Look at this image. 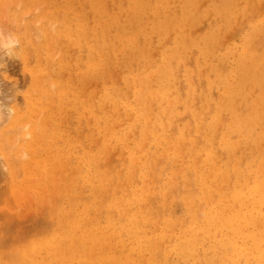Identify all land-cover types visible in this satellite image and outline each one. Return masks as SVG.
<instances>
[{"label": "rangeland", "instance_id": "obj_1", "mask_svg": "<svg viewBox=\"0 0 264 264\" xmlns=\"http://www.w3.org/2000/svg\"><path fill=\"white\" fill-rule=\"evenodd\" d=\"M24 15L25 17H22ZM1 25L4 26H2L4 31L10 32L19 40L15 45L16 48L14 46V52L18 56L5 55L0 61V70L5 68L3 69L4 76L0 79V104L3 103L2 101L8 102L9 100V97L8 100L5 96L2 98L3 95L13 93L15 99L9 101L12 100L10 103L16 110V114L14 113L9 119L10 121L8 120L9 123L7 122L0 128V151L6 156L8 165H10L8 171L6 170V176L0 175V204H4L0 205L3 207L0 210V253L2 252V255L4 253V256L9 257L7 254L9 251L13 256V253L15 255L18 250H23L24 243L27 245L29 242L28 245H31L38 238H43L46 234L48 236L52 231V225L54 226V222H56L54 216L57 217L55 214H58V211L55 212L58 207L54 208V206H57L55 200L58 202L59 198L66 204L58 203L62 206L65 205L63 208L66 210H70L69 207L73 204L71 201H74L76 197L79 202L86 203L85 199L79 197L88 199L90 196L87 203L94 204L96 219L100 222L102 219L103 225L107 218L113 217L112 221L117 223V227H120L126 224L121 219L123 218L121 214L124 216L126 211L135 207L134 194H142L143 192L140 191L147 187L149 195L146 204L151 207L154 205L152 219L149 223L143 224V229L149 235L158 236L163 227L160 223L162 224L166 219H172L176 233L185 232L193 218L196 220L199 218L198 224L206 221L210 210L215 209L217 199L215 197L212 203L211 201L206 202L207 199L202 196L196 172L203 166L205 154L202 150L205 146V133L209 132L208 128L217 119H221L219 121L220 129H223L231 119L228 112L223 111L222 97L229 95L236 114L243 117L260 115L264 130V59L261 60L258 71L254 70L253 72V77H257L256 80H249V78H241V80L237 70L238 59L244 53V49L250 47L256 56H261L259 54L264 52V0H0ZM32 29L33 35L30 32ZM256 30L257 32L254 34ZM36 31L39 32L41 38L38 37V32L36 35ZM127 35L133 39L132 42H126L125 36ZM206 47L210 50L203 54V49ZM175 52L177 54L179 52L177 65H173L175 73L173 83L176 84L170 83L171 92L173 93L176 88L175 92L158 98L160 91L157 88V81L151 80L152 83L149 85L150 94H154V97L158 95L157 98L161 99L160 104L152 100V109L153 112H156L154 117L159 110L168 109L166 107H169L172 95L183 101L190 99V94H192L190 101H193L191 104H194V108L191 106L195 114H190L184 104L179 106L180 108L178 107L175 114L178 116L174 115L171 119V124L174 125L172 130H174L173 128L176 130L170 131L168 133L170 139L166 140L161 136L163 134L161 132L151 135L148 129L144 131L145 126L155 130L158 127L155 122L151 124V128L148 126L149 124H144L142 116H139L138 110L135 108V95L139 90L138 78H143L144 73L149 76L157 74L164 59L170 58V55ZM187 62H190L191 66ZM179 66L180 68H178ZM188 71H191V74ZM208 97H210V101L207 100ZM158 106L159 108H157ZM194 116L201 118V124L203 123V125L199 124L200 134L195 131L192 133L199 151L191 156L186 150H182L174 164L178 168L174 170L180 172L176 175L174 171L173 175L171 174L174 168L171 160L173 151L170 147L176 141L177 132L182 128L189 126L190 129L191 125L192 131L197 130L192 122ZM203 116H207V118ZM19 127L22 129L20 130ZM256 131L259 132L260 127H257ZM143 132L144 134H142ZM15 134L19 137L17 135L14 137ZM23 135L27 137L22 138ZM115 135L117 138L114 137ZM196 136L200 138L197 139ZM17 137H21L19 140L23 141H19L14 146V142L18 141ZM140 139L142 140L140 141ZM233 140H237V137H234ZM167 141L169 142L167 143ZM218 142L219 137L213 143L212 150L217 151L220 164H222L226 161V154ZM143 143L145 144L143 145ZM151 145L152 148H150ZM142 146L143 149H141ZM3 149L7 152L4 153ZM22 153L25 154V157H22ZM132 153L135 154L134 157H137V163L133 167L130 165ZM252 153L254 154L252 159L254 163L255 161H264V140L259 151L252 152V149L246 146L239 151L238 156L240 162H243L241 163L243 169L251 162ZM19 157L22 162L18 160ZM47 157L51 161L47 160ZM244 157L246 160L242 161L241 159ZM257 157L260 160H257L259 159ZM34 158L35 161H33ZM14 160L18 163L16 164ZM23 164L28 165L27 169H30L22 168ZM195 164L197 169H193ZM166 167L167 169H165ZM76 169L78 171H75ZM262 169L264 170V168ZM16 170L21 172H16ZM51 170L53 172H50ZM255 170L254 165L250 171H245L247 178L252 173L254 175ZM74 174L78 176L72 177ZM99 175L106 176L103 186L98 184ZM133 175L137 182L132 177ZM231 177L229 178L230 182L227 181L229 185L216 183L213 195L218 192L223 193L225 200L230 201L235 185V179L233 176ZM157 179L159 181H156ZM253 180L254 178L250 179V181ZM11 184L13 187L19 186L18 191L13 192ZM63 185L66 187L63 188ZM67 185L70 186L67 187ZM37 187L39 192H37ZM229 187L231 191L227 192L226 189ZM6 188L8 191L5 190ZM66 188H70L71 193ZM83 189L86 191L83 192ZM19 190L22 191V197H24H21L20 200L23 201L20 204H18L19 199L16 198L17 195L20 196ZM195 191L197 192L195 193ZM7 192L10 193V196ZM43 192H46V195ZM73 192L75 197H73L74 200H71V196H74ZM103 192L104 196L107 195L105 198H103ZM175 195L178 204L175 202ZM6 196L7 198H5ZM12 196H16L17 201ZM162 196L166 198L163 197V199ZM107 197L108 200H106ZM153 200L155 201L152 202ZM159 200L160 202H158ZM130 202L134 203L131 208L127 207ZM41 204H43L42 207ZM47 205L52 209H48ZM178 205L181 207L179 208ZM158 206L160 210L156 209ZM165 206L167 207L166 212ZM110 208L113 212L110 211ZM53 209H55L54 216H52ZM98 209L100 212L104 210L100 216L96 214ZM119 211L120 214H118ZM111 212L115 216H112ZM157 212H160L161 216ZM158 215L160 223L157 221ZM151 229H156V232ZM25 239L29 241L27 242ZM19 244H22L23 247ZM164 244L161 243L160 247H164Z\"/></svg>", "mask_w": 264, "mask_h": 264}, {"label": "bare ground", "instance_id": "obj_2", "mask_svg": "<svg viewBox=\"0 0 264 264\" xmlns=\"http://www.w3.org/2000/svg\"><path fill=\"white\" fill-rule=\"evenodd\" d=\"M3 11H4V9H3ZM25 15H27V14H25ZM25 15L22 16V17H25ZM1 17H3V16H1ZM2 23H4V22H2ZM2 26L3 25L0 26V51H1L0 52V61L3 60L2 57H4L5 55L6 56L9 55V56H12V57L18 56V54L14 52V46L17 45V43L19 42L18 38L14 37L13 34H11L10 32H9L10 33L9 34L6 31H4L5 29L3 30ZM8 29H10V28H8ZM30 32H31L32 35L34 34V33H32L33 29ZM37 32L38 31H36V35H37ZM256 32H257V30L254 32V34ZM38 34H39V32H38ZM38 37H40V34H39ZM125 38H126L125 39L126 42H128V43L133 41V39H131L128 35L125 36ZM178 44H179V42H178ZM180 44H182V43H180ZM130 45L132 46V43ZM259 45H260V43H259ZM15 48H16V46H15ZM17 49H19V48H17ZM124 49H125V47H124ZM209 50H210V48L208 49V47L204 48L203 49V52H204L203 54H206ZM178 54H179V52H178ZM178 54H177V52H175L174 54L170 55L171 56L170 58L164 59L163 65L158 70L157 74L149 76V74L145 75V73H144V77L143 78H138V82H139V87L138 88H139V90L137 91V95H135V97H136V106H135V108L138 110L139 116L140 117L142 116L141 118L144 120V124L145 125L149 124L148 126L151 128V124L153 122H155V123H157V127L159 129V130L158 129L157 130L149 129V128H147L145 126V130L144 131H146L148 129L150 131L151 135L155 134V133L157 134L158 132H161V133H163V134H161V136H163V138H166V140L170 139L168 137V133H170V131H175L176 130L175 128H173L174 130H172V127L174 125L171 124V119L176 114V111H177L179 106H183V104H184V107L187 110H189L190 114L194 113V109H193L194 108V106H193L194 104H191V103H193L192 100L190 101V99L192 98V94H190L191 95L190 99H186V100H183V101L179 100V98H176V97H174V95H172V100L169 103V107H166L168 109L159 110V112H157L156 116L154 117V113H156V112H153V109H152L153 108V102H152V100L155 103H158L161 100V99H158V98H160V97L162 98L163 96H165L167 94L171 95V94H173L175 92L176 88L175 89L173 88L174 89L173 93L171 92V86H170L171 84L170 83H173L174 82L173 80H175L174 79L175 78V73L173 71L174 70L173 69V65L174 64L177 65L176 63H177V60L179 59ZM180 55H181V53H180ZM241 55L242 56L238 59L239 63H238V66H237V70H238L240 79L241 78L242 79L243 78H246V79L249 78V80H253V79L256 80L257 77H255V76L253 77V72H254V70L258 71L259 66L261 65V62H262L261 60L264 59V52L262 54H259L261 56H256V54L253 51V49L248 47V48L244 49V53L241 54ZM52 57H54V56H52ZM14 59L16 60V58H14ZM143 59H145V57H143ZM191 60H192V58H191ZM148 61H149V59H148ZM190 62H187V64L189 63V66H191ZM222 67H223V65H222ZM178 68H180V66ZM3 69H5V68H3ZM3 69L0 70V79H2V77L4 76V74H3L4 70ZM175 69H176V67H175ZM145 71L147 73L146 69H145ZM179 73L180 72L178 70V74ZM178 77H179V75H178ZM135 79L136 78H134V80ZM151 80L157 81V88L160 91L158 98H157L158 95L157 96L155 95L156 97H154L153 96L154 94H150L149 85H150V83H152ZM181 81H179V84H181L180 83ZM224 82H225V80H224ZM166 83H168L169 85L166 84ZM229 87H230V85H229ZM7 89L9 90L10 88L8 87ZM7 89H6V91H7ZM11 89H13V88H11ZM176 93H178V92L176 91ZM7 94H9V93H7ZM10 94H9V96L3 95L2 98L5 96L6 99L9 97L8 98L9 100L10 99L13 100L15 94H13V93L11 95ZM224 96H228V97H222L223 98V104H224V110L223 111L228 112V114L230 115L231 119H230L229 123L223 129H220L221 125H220L219 121L221 119H217L216 122H214L212 124V126H210L208 128L209 132L208 133L206 132L207 134L205 133V137H204L205 138V140H204L205 146H204V148L202 150L204 152V154H205V158L203 160V166L199 170H197V172H196L197 173V179H198L199 187L202 190L201 193H203L202 194L203 198L207 199L206 202L207 201L208 202L211 201V203H212V200H214L215 197L217 199L216 200L215 209L214 210H210V213L207 216V219H206V221L204 223H202L203 222L202 221L201 222L202 224H198L199 223V221H198L199 218H197V220L195 218H193V221H192V223H190V226L188 227V229L185 228L186 229L185 232L176 233L175 227L173 228L172 219H166L161 224L159 222L161 215L159 214L160 212L159 213L157 212L160 215V216L158 215L159 218L157 219V221L159 220L158 223H160V225H163L162 230L160 231V234L158 236H154V234L153 235L152 234L149 235L147 233V231H145V229H143V224L149 223V221L152 219V214H154L152 207L154 205H152V207H151V205H147L146 204V201H147V198H148L147 196L149 195V189L147 187H145V189L143 188L140 191V192H143L142 194H134L133 197L135 198V201H133V202H136L135 207L131 208V205H133L134 203L130 202L127 205V207H130L131 209L126 211L124 216H122V214H121V217H123L121 219L126 223L125 225L117 227V223H114L112 221L113 217L107 218L105 220V224L102 225V223H101L102 219H100L101 222L96 219L94 204L92 202L87 203V201H88L90 196H88V199H86L84 197H82V198L79 197L80 199H85L86 203H83L82 201L79 202L77 200V197L75 198V200H77L79 203L77 201L74 203L75 200L73 199V197H75V195H74V192H73L74 196H71L72 197L71 200H74V201H71V203L73 202V204L72 205L68 204V205H70L72 207V208L69 207L70 210H66L65 208H63V206L65 207V205L62 206L61 204L58 203V202L63 203V202H61L62 201L61 198H59L60 201L58 199V202L55 200V203H56L57 206H54V208L58 207V210L56 209V212H55V209H53L52 210V216H54L53 214L57 213V211H58V214H55L57 217L54 216V219L56 218L55 219L56 222H54L55 224L54 223H52V224H54L55 227L52 225V231L49 233L48 236H46L47 235L46 233H48V232L45 230L46 233L44 232V234H46V235L43 238L42 237L38 238L39 237L38 236L37 237L38 239L36 241H34L31 245L30 244L28 245V243H29L28 241L29 240L27 241V239H25L28 242L27 245L30 246L29 247L30 250L28 249L27 245H25V243H24L25 247H23L22 244L21 245L19 244L21 247H23V250H21V249L18 250L17 254L15 253V255H14V253H13V256L11 255L12 253H9V251L7 253V254H9V257L8 256H4V253L2 255L1 254L2 252H1L0 253V264H264V170L262 169V168H264V164H263L264 161L257 162V161H255L256 160L255 159L254 160L255 163H254L253 160H252L253 157H254V154L252 153L253 155L250 157L252 164H251V162L248 163L247 167H245L243 169L241 167V165H242L241 163H243V162H240V157L238 156L239 151L244 146L249 147L250 149H252V152L260 150L262 142L264 140V130H263L262 119L260 118L261 116L257 115V114H254L252 117H249V116H244L243 117L242 115L236 114V111L234 110V108L232 106V102H231V100L229 98V95H224ZM194 98H196V97H194ZM209 98L210 97H208L207 100H209ZM9 100H8V102L7 101H5V102L2 101L3 103L0 104V128L2 126H4L7 122L9 123V121H10L9 119H11L12 115L14 113L16 114V110L12 107V103H10L12 100L11 101H9ZM195 101L197 102V100H195ZM196 102H195V104H196ZM159 104H160V102H159ZM191 105L193 106V108H192ZM159 106L157 108H159ZM160 109H161V107H160ZM210 109L212 110V107ZM210 109H209V112L211 111ZM62 112H64V111H62ZM109 112H110V110H109ZM130 112H131V110H130ZM209 112H207V113H209ZM206 115H208V114H206ZM175 116H178V115H175ZM203 117H205V116H203ZM220 117H223V116H220ZM205 118H207V116ZM201 120L202 119L198 118V116L197 117L194 116V118H192V122L197 127V128L195 127L197 130H193L192 131L191 130L192 127L190 125V129H189V126H188V127L182 128V130L177 132V137L175 139L176 141L174 143H172V145L170 147L171 151H173V153L171 154V156H172L171 160H172V163H173L172 165L174 167L172 169L171 174L174 175V171L176 172V175H177V173L180 172V171L174 170L176 168V166H174V164L177 162L176 160H177L179 154L182 153L181 152L182 150H186L187 153L190 154L191 156H194V153L199 151L197 143H196V139H194L192 137L193 136L192 133L194 131L196 133L199 132V129H201V127H199V124H201ZM110 121H111V119H110ZM189 121H191V120H189ZM204 121H205V119H204ZM204 121H202V122H204ZM90 122H91V120H90ZM106 123H107V121H106ZM222 123H223V121H222ZM35 125H36V122H35L34 126ZM201 125H203V123ZM257 127H260V131L259 132L256 131ZM16 129L18 130V128H16ZM21 129L22 128H20V130ZM135 129H137V128H135ZM140 129H142V128H140ZM193 129H194V127H193ZM130 130H132V129H130ZM16 132H14V133H16ZM46 132H47V130H46ZM140 132H141V130H140ZM142 134H144V132ZM199 134H200V132H199ZM16 135L17 134H15L13 136L15 137ZM148 135H149V133H148ZM17 136L19 137V135H17ZM24 136L25 135H23L22 138ZM110 136L112 137V135H110ZM18 137H17L18 141L14 142L15 143L14 146L19 141H21V142L23 141L22 139L19 140L21 137L20 138H18ZM25 137H27V136H25ZM43 137H42V140H43ZM114 137H116V135ZM172 137H173V132H172ZM196 137H197V139L200 138L198 136H196ZM217 137H219V142L218 143L220 144L221 148L224 150V153L226 154V161L224 163H222V164H220L221 161H220V157H219L217 151L214 152L212 150L213 143L217 140ZM234 137H237V140L234 141L233 140ZM3 138H4V136H3ZM17 139L15 138V140H17ZM147 139L149 141V137ZM116 140H118V139H116ZM141 140L142 139H140V141ZM168 142L169 141H167V143ZM145 143H143V145ZM137 145H139V144L137 143ZM9 146H13V145H9ZM6 148H7V146H6ZM150 148H152V145H151ZM141 149H143V146H142ZM244 150H246V149H244ZM9 151H8V153H9ZM3 152L5 153L7 151L6 150L4 151V149H3ZM23 152H24V150H23ZM222 153H221V155L224 156ZM241 154H242V152H241ZM262 154H263V151H262ZM134 155L135 154H133V153L131 154V158H130L131 167H133L137 163V157H134ZM244 155H246V154H244ZM122 156H123V154H122ZM5 157L6 156L0 151V175H2V176H6L5 173L8 171V166H10V165H8V162H7ZM22 157H25V154H23ZM152 157L154 158V156H152ZM257 158H259V157H257ZM11 159H13V157H11ZM46 159L51 161L48 157ZM111 159H112V157H111ZM198 159H199V157H198ZM244 159L246 160L245 157L243 159H241V160L243 161ZM18 160H20V157H19ZM257 160H260V158L257 159ZM33 161H35V158L33 159ZM198 161H200V160H198ZM198 161H197V163H198ZM20 162H22V160H20ZM69 162H67V163H69ZM17 163L18 162H16V164ZM110 163H112V162L110 161ZM196 164L193 165V169H197L195 167V166H197ZM41 165H42V161H41ZM108 165H110L109 162H108ZM115 165H116V163H115ZM117 165H118V163H117ZM168 165L170 167V160H169V164ZM254 165L256 167V170L254 171V175L252 173L251 175L248 176V178L252 176V178H254V180L250 181V179L252 180V178L248 179L247 175L245 174V171H247V170L250 171V169L253 168ZM22 166H23L22 168L27 169L28 165L26 166L25 164H23ZM184 166H185V163H184ZM32 167H33V165L31 166V169H32ZM109 167H111V166H109ZM28 169H30V168H28ZM165 169H167V167ZM165 169H163V170H165ZM176 169H178V168H176ZM20 170L19 171L16 170V172L20 173L21 172ZM42 170L44 171V169H42ZM79 170H80V167H79ZM75 171H78V170L76 169ZM109 171H110V169H109ZM37 172H36V174H38ZM50 172H53V171L51 170ZM62 174H63V172H62ZM149 174H151V173H149ZM161 174L163 175V173H161ZM44 175H45V172H44ZM120 175H119V177H120ZM134 175H136V174H134ZM134 175L132 176L133 178H134ZM20 176H19V178H20ZM34 176H36V175H34ZM73 176H78V175L74 174V175H72V177ZM231 176H233V178L235 179V185H234L233 192L231 194L230 201L227 199V201H228L227 202L225 200V197H224L223 193L218 192L216 195H213V194L215 192V187L217 186L216 183L219 182L220 184H225V183L228 184L227 181H229V178ZM191 177L189 179H191ZM133 178H132V180H133ZM155 179H156V177H155ZM155 179L153 178V180H155ZM158 179L156 181L160 180V179L159 180ZM62 180L64 181V179H62ZM134 180H135V178H134ZM97 181H98V184L103 186L104 182H106V176L105 175H99V178H98ZM135 181L137 182V180H135ZM72 182H73V180H72ZM132 182H134V181H132ZM38 184H40V183H38ZM112 184H113V182H112ZM168 184H169V181H168ZM154 185H155V183H154ZM69 186L67 185V187H69ZM11 187L14 190L13 191L12 188H10L13 192H15V190L18 191V189L20 188L19 186L18 187H15V186L13 187V185ZM62 187L64 188L66 186L63 185ZM222 187L220 188V191H221ZM63 188H62V190H63ZM70 188L69 189L66 188V189H68V191H69ZM178 188H180V187H178ZM150 189H151V187H150ZM5 190H7V188ZM190 190H191V188H190ZM226 190H227V192L231 191L230 187H229V189H226ZM43 191H45V190H43ZM59 191H60V189H59ZM82 191L84 192L86 190L83 189ZM95 191H94V194H95ZM106 191H108V190H106ZM179 191H181V190H179ZM37 192H39V188H38ZM69 192L71 193V191H69ZM192 192H194V191H192ZM196 192L197 191H195V193ZM25 193H27V192L25 191ZM30 193H32V192H30ZM52 193H50V194H52ZM7 194L10 196L9 192H7ZM22 194H23L22 191H20V196L19 195H17L18 197L15 196L17 199H19L18 200L19 201L18 204H20V202L23 201V200L22 201L20 200L21 197L23 196ZM81 194H83V193H81ZM24 195L26 196V194H24ZM60 195H62V194H60ZM54 196H56V195H54ZM103 196H104V192H103ZM106 196H104L103 198H105ZM12 197H14V196H12ZM26 197H28V196H26ZM32 197H33V195H32ZM67 197L70 198L69 195H67ZM163 197L164 196H162V198ZM2 198L4 199L3 196H2ZM5 198H7V196ZM16 198H15V200L17 201ZM22 198H24V197H22ZM28 198H26V199H28ZM153 198H156V197H153ZM164 198H166V197H164ZM192 198H193V196H192ZM8 199H9V197H8ZM47 199H45V200H47ZM64 199L65 198L63 196V200ZM158 199H160V198H158ZM39 200H41V199H39ZM106 200H108V197H107ZM155 200H153L152 202H154ZM175 200H176L175 202L178 204L177 196H176ZM48 201H50V200H48ZM52 201H54V200H52ZM68 201H70V200H68ZM102 201H104V200H102ZM158 202H160V200ZM55 203H54V205H55ZM96 203H97V201H96ZM58 204L60 205V207L62 206L60 211H59L60 207L58 206ZM63 204H66V203L64 202ZM74 204H75V206H74ZM0 205L3 206L4 204H0ZM37 205H39V204H37ZM42 205L43 204H41V207H42ZM1 206H0V210L3 209V207H1ZM166 206H168L167 203H166ZM166 206H165V212L167 211V207ZM175 206L177 207V205H175ZM178 207L180 208L181 205L180 206L178 205ZM36 208H38V207L36 206ZM43 208H44V206H43ZM47 208H48V205H47ZM49 208H50V206H49ZM74 208H76V209H74ZM157 208L159 209L160 207L158 206V207H156V209ZM179 208H178V211H180ZM17 209H19V208H17ZM50 209H52V207ZM99 209H100V205H99ZM99 209H98V212L96 214H99V216H100V214L103 213L104 210H103V212H100ZM174 209H176V208H174ZM35 210L37 211V209H35ZM25 211H27V210H25ZM53 211L55 213H53ZM110 211L113 212L112 209ZM110 211H108V212H110ZM9 212H11V211H9ZM14 212H11V213H14ZM120 213L121 212L119 211L118 214H120ZM176 213L178 214V212H176ZM113 215L114 214L112 213V216ZM44 217H45V215H44ZM101 217H97V218L99 219ZM41 218L43 219V217H41ZM7 219H8V217H7ZM50 219H51V217H50ZM54 219H53V221H55ZM121 219H120V221H121ZM176 219H177V217H176ZM51 220H49V221H51ZM53 221H51V222H53ZM118 222H119V220H118ZM158 223H155V224H158ZM155 224H154V226H156ZM49 226H51V225H49ZM148 229H149V226H148ZM151 230L156 232L155 231L156 229L155 230L151 229ZM151 233H153V232H151ZM32 238H34V237H32ZM2 240H1V242H2ZM23 241H24V239H23ZM17 242H19V241H17ZM160 242L163 243V244L165 243L166 245L164 244V247H160L161 246ZM26 247H27V249H26ZM18 249H19V247H18Z\"/></svg>", "mask_w": 264, "mask_h": 264}]
</instances>
